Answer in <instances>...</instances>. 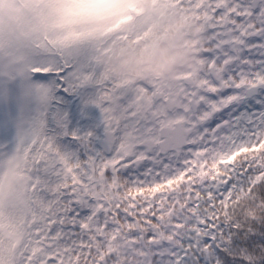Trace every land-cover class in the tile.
Instances as JSON below:
<instances>
[{
  "label": "snow or ice",
  "instance_id": "obj_1",
  "mask_svg": "<svg viewBox=\"0 0 264 264\" xmlns=\"http://www.w3.org/2000/svg\"><path fill=\"white\" fill-rule=\"evenodd\" d=\"M174 3L198 59L144 82L0 14V264H264V0Z\"/></svg>",
  "mask_w": 264,
  "mask_h": 264
},
{
  "label": "clouds",
  "instance_id": "obj_2",
  "mask_svg": "<svg viewBox=\"0 0 264 264\" xmlns=\"http://www.w3.org/2000/svg\"><path fill=\"white\" fill-rule=\"evenodd\" d=\"M61 19L78 27L113 28L130 15L149 14L157 23L171 22L134 47L117 49L104 58L106 69L116 78L134 82L169 80L193 68L198 59L197 46L203 36L195 20L182 18L151 0H65ZM163 18V19H162Z\"/></svg>",
  "mask_w": 264,
  "mask_h": 264
},
{
  "label": "rangeland",
  "instance_id": "obj_3",
  "mask_svg": "<svg viewBox=\"0 0 264 264\" xmlns=\"http://www.w3.org/2000/svg\"><path fill=\"white\" fill-rule=\"evenodd\" d=\"M56 1H57V6L62 8L61 6L64 4V0H56ZM37 4H38V0H22V3L19 0H0V14H3L5 18H15L22 11L26 15L35 17L37 20L40 21V26L37 32V39L42 45H45V39L43 38V35L45 33H49V34L54 33L55 30H51L49 28V25L44 27V24L41 22L44 20H41L42 17L38 16L39 10ZM55 16L56 15L54 14L53 17ZM75 27H76L75 24L68 25L69 30H72ZM86 37L87 36L84 35V38ZM22 50L24 52V55L30 58L44 52L46 48L45 47L37 48L34 46V44L30 42H25L22 45ZM14 136H15V129L13 128L8 136H0V144H8L9 147L11 148L12 146L11 140L14 139Z\"/></svg>",
  "mask_w": 264,
  "mask_h": 264
},
{
  "label": "trees",
  "instance_id": "obj_4",
  "mask_svg": "<svg viewBox=\"0 0 264 264\" xmlns=\"http://www.w3.org/2000/svg\"><path fill=\"white\" fill-rule=\"evenodd\" d=\"M37 7L39 10L38 16L45 18V20H44L45 22L48 19H53L54 17L52 16V14L55 10L58 9L56 0H38ZM60 9H62V8H60ZM85 31H87V30H85Z\"/></svg>",
  "mask_w": 264,
  "mask_h": 264
},
{
  "label": "flooded vegetation",
  "instance_id": "obj_5",
  "mask_svg": "<svg viewBox=\"0 0 264 264\" xmlns=\"http://www.w3.org/2000/svg\"><path fill=\"white\" fill-rule=\"evenodd\" d=\"M184 20H185V22H188V21L193 20V19L186 17V18H184ZM197 42L198 41H190V46L195 47L197 45Z\"/></svg>",
  "mask_w": 264,
  "mask_h": 264
}]
</instances>
